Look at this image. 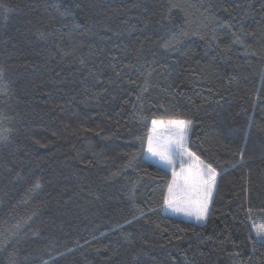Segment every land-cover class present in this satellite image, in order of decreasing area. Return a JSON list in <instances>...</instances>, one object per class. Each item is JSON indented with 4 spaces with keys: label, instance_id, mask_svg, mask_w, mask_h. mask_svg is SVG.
Wrapping results in <instances>:
<instances>
[{
    "label": "trees",
    "instance_id": "16d2710c",
    "mask_svg": "<svg viewBox=\"0 0 264 264\" xmlns=\"http://www.w3.org/2000/svg\"><path fill=\"white\" fill-rule=\"evenodd\" d=\"M156 118L218 172L202 223ZM0 130V264H264V0H0Z\"/></svg>",
    "mask_w": 264,
    "mask_h": 264
},
{
    "label": "snow or ice",
    "instance_id": "6c2138e0",
    "mask_svg": "<svg viewBox=\"0 0 264 264\" xmlns=\"http://www.w3.org/2000/svg\"><path fill=\"white\" fill-rule=\"evenodd\" d=\"M179 42V41H177ZM170 44H165V47H170ZM166 125L168 127L170 139L167 145H165L164 151H158L153 146L154 137H148V151L154 156H158L159 159L171 166L174 163L173 157H176L182 165L181 171L185 169L183 165L187 161V171L192 178L191 183L185 187L183 191H175L173 185L169 184L167 189V195L164 197V203L168 208H171L174 212H186L188 215H194L197 220H201L206 217L208 201L211 196V192L215 187L216 172L210 166H205L206 171H201L200 165L203 161L200 160L195 153L188 150L185 146L187 129L191 125V121H185L180 119H168V120H153L152 125L155 130L156 126ZM7 130H0V139H7L4 132ZM187 157V161L184 157ZM195 169V170H193ZM176 173L173 172L175 177ZM36 187H39L37 183ZM258 236H264V225H260L256 228Z\"/></svg>",
    "mask_w": 264,
    "mask_h": 264
},
{
    "label": "rangeland",
    "instance_id": "374dc122",
    "mask_svg": "<svg viewBox=\"0 0 264 264\" xmlns=\"http://www.w3.org/2000/svg\"><path fill=\"white\" fill-rule=\"evenodd\" d=\"M168 119H176V118H156L154 120H157V121L165 120L166 121ZM180 120H185V119H180ZM185 121H188V120H185ZM190 131H191V125L187 129V136H186V141H185V146L188 150H190L188 147V139H189ZM149 136L154 137L153 146L155 148H157L158 151H164L165 145L168 144L169 139H170L168 127L166 125L158 124L154 130L153 125H151ZM146 157L150 160H153V162L159 164L160 166H163V167L170 169L172 171V181L170 184H172L173 180L175 179V184L173 185L175 191H183L185 189V187L191 183L192 178L188 174L187 166H188V163H193V162L187 161L186 156L184 157V159L187 161V163H185V165H183V167L185 169L183 172L181 171L182 165L180 164L179 160L176 157H173V160H174L173 165L169 166L166 163L162 162L158 156H154L151 152L148 151V143H147V148H146ZM200 160L203 161L202 159H200ZM205 166H209V165H207L203 161V164L200 165L201 171H206ZM193 170H195V169H193ZM173 172L176 173L175 177L173 176ZM215 172L218 175V172L216 170H215ZM217 175H216V177H217ZM215 184H216V182H215ZM214 190H215V187L213 188V190L211 192V196H210L209 201H208L207 213H208V210L210 207V202H211L213 194H214ZM165 211L169 214L174 215V216L181 217L184 219L193 220L194 222H197V223L198 222L202 223L206 219V217H205L201 220H197L194 215H188L186 212H174L171 208H168L166 205H165ZM206 216H207V214H206ZM260 225H264V221H261L259 226ZM259 237L262 240H264V236H259Z\"/></svg>",
    "mask_w": 264,
    "mask_h": 264
},
{
    "label": "crops",
    "instance_id": "0c3cea01",
    "mask_svg": "<svg viewBox=\"0 0 264 264\" xmlns=\"http://www.w3.org/2000/svg\"><path fill=\"white\" fill-rule=\"evenodd\" d=\"M153 161V160H152Z\"/></svg>",
    "mask_w": 264,
    "mask_h": 264
}]
</instances>
